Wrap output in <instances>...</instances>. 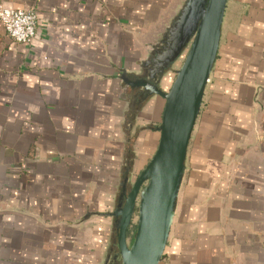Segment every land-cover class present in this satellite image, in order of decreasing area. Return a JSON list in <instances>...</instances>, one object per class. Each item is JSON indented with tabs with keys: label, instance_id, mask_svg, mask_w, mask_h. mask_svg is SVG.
Returning <instances> with one entry per match:
<instances>
[{
	"label": "crops",
	"instance_id": "crops-1",
	"mask_svg": "<svg viewBox=\"0 0 264 264\" xmlns=\"http://www.w3.org/2000/svg\"><path fill=\"white\" fill-rule=\"evenodd\" d=\"M185 2L0 0L36 14L30 43L0 25V264H108L165 103L127 81ZM158 264H264V0L226 2Z\"/></svg>",
	"mask_w": 264,
	"mask_h": 264
},
{
	"label": "water",
	"instance_id": "water-1",
	"mask_svg": "<svg viewBox=\"0 0 264 264\" xmlns=\"http://www.w3.org/2000/svg\"><path fill=\"white\" fill-rule=\"evenodd\" d=\"M226 2L186 0L166 36L163 51L154 60L157 67L148 78L127 81L131 86H142L146 94L162 96L165 103L157 126V147L131 185L128 186V176L124 178L119 201L111 213L116 217L122 264H158L163 255L185 170L187 146L217 55ZM183 53L169 89L162 90L158 76ZM135 212L136 229L128 243L127 231Z\"/></svg>",
	"mask_w": 264,
	"mask_h": 264
},
{
	"label": "built area",
	"instance_id": "built-area-1",
	"mask_svg": "<svg viewBox=\"0 0 264 264\" xmlns=\"http://www.w3.org/2000/svg\"><path fill=\"white\" fill-rule=\"evenodd\" d=\"M0 25L16 42L30 43L35 36V11L32 8H5L0 3Z\"/></svg>",
	"mask_w": 264,
	"mask_h": 264
},
{
	"label": "rangeland",
	"instance_id": "rangeland-1",
	"mask_svg": "<svg viewBox=\"0 0 264 264\" xmlns=\"http://www.w3.org/2000/svg\"><path fill=\"white\" fill-rule=\"evenodd\" d=\"M184 59V53L177 58L174 62H172L164 71V73H171V75H173V78L171 77V82H169L168 84L163 85L164 86V91H167L176 75V70L180 67L182 61ZM162 75V74H161ZM160 75V76H161ZM159 78V76H158ZM138 174V172L134 173V176L136 177ZM134 177V178H135ZM133 181H128V186L132 184ZM137 220V212H135L132 216V223L131 225L135 224ZM128 243H130V238L127 237ZM109 255H110V259H108V264H122L121 261V256H120V252L118 249V245H117V235H116V240H114L112 249L109 251Z\"/></svg>",
	"mask_w": 264,
	"mask_h": 264
},
{
	"label": "trees",
	"instance_id": "trees-1",
	"mask_svg": "<svg viewBox=\"0 0 264 264\" xmlns=\"http://www.w3.org/2000/svg\"><path fill=\"white\" fill-rule=\"evenodd\" d=\"M135 229H136V224L130 225L128 228L127 237L130 238V243L133 240V235H134Z\"/></svg>",
	"mask_w": 264,
	"mask_h": 264
},
{
	"label": "flooded vegetation",
	"instance_id": "flooded-vegetation-1",
	"mask_svg": "<svg viewBox=\"0 0 264 264\" xmlns=\"http://www.w3.org/2000/svg\"><path fill=\"white\" fill-rule=\"evenodd\" d=\"M166 41H167V37H166ZM157 67V64H156V61L153 63V67L151 68V72L148 74V77L149 75L152 73V71ZM129 187L127 188V191H128ZM119 197V196H118ZM119 201V199H118ZM118 203V202H117ZM116 218V217H115Z\"/></svg>",
	"mask_w": 264,
	"mask_h": 264
}]
</instances>
